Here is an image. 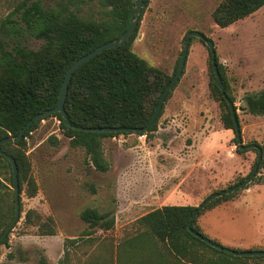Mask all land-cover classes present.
Here are the masks:
<instances>
[{
  "label": "rangeland",
  "instance_id": "1",
  "mask_svg": "<svg viewBox=\"0 0 264 264\" xmlns=\"http://www.w3.org/2000/svg\"><path fill=\"white\" fill-rule=\"evenodd\" d=\"M13 1L0 0V20L11 12ZM221 1L150 0L140 14L131 50L172 76L186 34H204L213 41L225 69L242 143L264 147V118L247 120L245 104L247 94L264 90V6L220 28L211 13ZM52 5L53 0L44 1L45 7ZM98 11V0H87L81 16L97 19ZM23 44L36 50L44 41L27 36ZM209 58L206 46L192 38L183 73L163 103L156 131L102 141L111 163L106 173L86 164L83 149L69 146L56 118L40 121L26 138L29 176L36 192L30 194L23 184L20 217L7 243L0 246V264H38L41 257L48 264H81L86 255L106 262L109 256L101 250H115L139 232L136 219L142 215L165 204L197 207L212 193L247 178L257 153L255 149L237 153L233 133L225 136L219 104L209 94ZM50 137L59 142L52 143ZM86 208L114 211L113 228L94 229L84 236L89 230L79 213ZM42 223L51 227L53 236L40 235L37 227ZM196 223L205 238L225 248L264 250V170L258 169L252 182L229 200L202 211Z\"/></svg>",
  "mask_w": 264,
  "mask_h": 264
},
{
  "label": "trees",
  "instance_id": "2",
  "mask_svg": "<svg viewBox=\"0 0 264 264\" xmlns=\"http://www.w3.org/2000/svg\"><path fill=\"white\" fill-rule=\"evenodd\" d=\"M44 1L14 0L11 12L0 20V140L15 137L34 115L54 108L67 68L97 46L118 38L128 28L130 13L134 8L131 0H98V18L94 19L90 15L81 16L87 0H53V5L46 7ZM142 2L145 9L150 0ZM263 6L264 0H222L212 11L211 17L216 26L226 28ZM137 30L138 27L124 46L104 50L73 73L63 105L71 126L141 129L149 122L179 62L174 74L167 76L137 56L131 50ZM27 36L43 40L44 44L36 50L27 48L23 44ZM216 64L224 93L234 103L225 69L217 57ZM209 74V94L219 104L223 129L232 131L236 152L244 153L237 147L232 115L222 91L217 87L210 58ZM171 91L164 101L169 98ZM245 104L248 114L264 117V90L247 94ZM163 106L147 131L130 134H153L163 113ZM49 117L58 120L61 134L69 140V146L83 149L86 164L98 173H106L111 167L110 161L105 157L102 141L129 135L78 131L67 126L59 113H53L44 119ZM42 120L33 123L20 140L1 145V150L12 156L17 165L19 195L23 184H26L30 194L36 192L35 182L29 176L26 138ZM49 140L54 144L59 142L56 137H50ZM259 147L263 158L261 157L258 169L264 170V147ZM254 151L257 153V150ZM234 193L214 199L196 218L202 211L229 200ZM195 209L196 206L165 205L142 215L136 219L141 228L139 232L119 243L115 250H101L109 256L104 264H264V256H233L208 246L188 233L186 227ZM13 216L11 165L0 155V234ZM79 217L89 230L84 236H89L94 229L109 231L115 222L114 211L111 210L99 212L94 208H86L79 213ZM196 218L192 221L191 228L202 234ZM25 222H30L29 213ZM37 228L40 235H54L51 227H45L44 223ZM10 233L11 231L8 235ZM8 235L0 242V246L7 243ZM75 240L70 241L74 243ZM38 264L48 263L45 257H41Z\"/></svg>",
  "mask_w": 264,
  "mask_h": 264
},
{
  "label": "water",
  "instance_id": "3",
  "mask_svg": "<svg viewBox=\"0 0 264 264\" xmlns=\"http://www.w3.org/2000/svg\"><path fill=\"white\" fill-rule=\"evenodd\" d=\"M131 1L134 3V8L132 9V11L130 13V23H129L128 28L118 38L113 39L111 41H108L106 43H103V44L97 46L95 49H93L92 51H90L86 55H84V56L80 57L79 59H77L76 61H74L71 64V66L67 68V70L64 73V77H63V80L61 83V87H60V91H59V95H58V99H57V103H56L55 107L34 115L22 127V129L18 132V134L15 137H8V138H4V139L0 140V155L5 157L11 165L12 179H13V194H14V216H13L12 220L10 221V223L7 225V227L4 229V231L0 234V242L7 237L8 233L13 229V227L16 225V223L18 222L19 217H20V201H19L17 165H16L15 160L12 156L7 155L6 153H4L1 150V145L6 144V143H11L15 140H17V141L20 140L23 137L25 131L28 130L29 127L33 123H35L39 120H42L45 117H47L53 113H59L62 116V118L65 120V124L67 126H71L69 120L67 119L66 113L63 109V105H64V102H65V99L67 96V90H68V85H69L70 79H71L73 73L80 66H82L84 63H86L87 61H89L93 57L99 55L104 50H108V49L115 48L118 46H124L130 40V38L135 33V31L138 27L140 14H141L142 9H143L142 0H131ZM192 38H197L200 41H202V43L206 46V48L208 50V55L210 57V64H211V67L213 69L214 76L216 78L217 87L219 88L220 91H222L223 98L225 99V101H226V103L230 109L231 115H232L237 147L241 151H248L251 149L257 150V160H256V164H255L252 172L250 173V175L247 178H245L242 182H240V183H238L232 187H228L224 190H221L219 192L212 193L204 201H202V203L200 205H198L196 207V209L192 212V214L190 216V221L187 224L186 229H187L188 233H190L192 236L201 240L202 242L206 243L208 246H210V247H212L218 251H222V252H225L228 254H232L233 256H237V257H247V256H249V257H261V256H264V250L236 251V250H232L229 248H225L221 245H218V244L210 241L209 239L205 238L202 234L193 231L191 228L192 221L196 218L197 214L201 210H203L210 202H212L214 199L219 198L223 195H228V194L234 193L235 191L240 190V189L246 187L249 183H251L253 178L256 175V172L258 170V164L261 160V149L259 146H257L256 144L244 145L242 143L241 130H240L235 106L232 103V101H230L229 98L224 93V85L222 83L221 77H220L218 70H217L216 51H215L214 43L212 40L208 39L204 34L198 32V31H189L186 34L184 42H183V50L181 53V57L179 60L177 70H176L175 74L173 75L172 79L170 80V82L168 83V85L166 86V88L164 89V91L162 92V94L159 98L158 104H157L156 108L154 109L153 114H152L149 122L143 128L136 129V128H105V127H103V128H81V127H75V126H71V127H73V129H76L78 131H86V132H94V133L103 132V133H129L130 134V133H138V132L147 131L153 125L154 121L156 120V118H157V116H158V114H159V112L163 106L166 95L171 91V89L173 88V86L175 85V83L178 81V79L180 78V76L183 73L185 61L187 58L189 43H190V40Z\"/></svg>",
  "mask_w": 264,
  "mask_h": 264
},
{
  "label": "crops",
  "instance_id": "4",
  "mask_svg": "<svg viewBox=\"0 0 264 264\" xmlns=\"http://www.w3.org/2000/svg\"><path fill=\"white\" fill-rule=\"evenodd\" d=\"M247 118H249V119H247V120H254V118H264V117H260V116H253V115H250V114H247ZM226 132V134H225V136L227 137V138H230V136H231V134H232V132L230 131V130H225ZM242 133H243V135H245V129H242ZM244 137V136H243ZM210 137H207L206 139H209ZM194 145V144H193ZM180 193H181V191H180ZM165 205H167V204H165ZM165 205H161V206H165ZM172 205V204H171ZM174 205H176V206H193V205H191V204H174ZM160 206V207H161ZM159 207V208H160ZM91 250H93V249H91ZM87 257H88V255H86V256H81V264H83V262L84 261H86L87 260V263L86 264H104V262H103V258L102 257H100V258H95V257H93V258H88L87 259Z\"/></svg>",
  "mask_w": 264,
  "mask_h": 264
}]
</instances>
